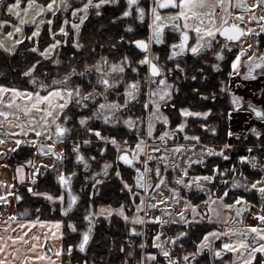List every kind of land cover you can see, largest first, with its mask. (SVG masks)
I'll list each match as a JSON object with an SVG mask.
<instances>
[{"label": "snow or ice", "instance_id": "snow-or-ice-1", "mask_svg": "<svg viewBox=\"0 0 264 264\" xmlns=\"http://www.w3.org/2000/svg\"><path fill=\"white\" fill-rule=\"evenodd\" d=\"M5 2L6 0H0V5ZM106 2L107 0H81L78 7L69 8L68 0H59V2L58 0H46V2L27 0L26 6L22 7V0H13V2L7 3L6 11L9 16H15L19 19V24H13L12 30L5 32L4 35L12 38L14 46L8 47L5 45L4 40L0 39V48H4L9 53L16 52L18 49L15 45H20L24 39L32 40L40 34V26L37 25L30 36H21L17 39L16 35L23 31L22 25L35 23L38 18L46 17L47 13H51L52 17H55L61 9L69 8L72 16L78 19V22H72V27L76 30V39L72 43L76 49L82 50L84 44L80 40L81 25L88 19L90 8L99 9ZM225 2L227 7H225ZM127 5L128 9L121 13L122 16H131V9L135 6L138 18L144 20L146 10L144 7L139 6L138 0H127ZM169 5H174L179 11H173L164 16L160 10ZM233 7L241 11H230ZM33 9H35L34 14L29 16L28 13ZM21 11L24 13V18L20 17ZM151 12L153 15L152 24L150 25L152 28L151 40L162 43L163 31L167 24L175 25L181 30V39L178 43L171 45L172 50L167 57L168 60L185 51H190L192 54L199 56L205 49L211 48L213 41L221 36L225 38L224 43L221 45V51H217L215 55L218 59L223 60V49H233V44L230 42H236L239 51L236 52L235 58L231 59V70L228 72L229 79L220 84L221 89L230 94L232 107H229L227 114L229 119H231L233 109H242L244 105V97L233 90L234 87L240 85L241 80H236L235 85L232 84V80L236 77L256 79L257 70H259V74L264 75V52L259 51V47L264 44V40L256 38L259 34L264 33V0H235V4H233V0H154ZM218 12L220 13L219 19L217 18ZM179 18H183L182 24L178 23ZM114 19L116 18L114 17ZM257 21L261 23L257 24ZM45 22L50 26L49 31L53 37V43L42 49L38 42L32 45L30 50L37 53L40 59L35 60L27 67L23 73L26 77L32 75L42 61L54 53L58 45L68 42V31L64 25L53 31L51 27L53 26V19H40V25L45 24ZM10 23V19L0 20V26H6ZM68 23L69 21L65 17L64 24ZM126 28L129 32L133 30L131 24L126 25ZM190 30L195 32V36L190 35ZM0 31H3L2 27H0ZM57 32L64 34L65 39H55ZM120 39L124 40L125 37L121 36ZM193 39L195 43H191ZM249 39H251V43L248 42ZM129 43L138 46L139 49L145 52L135 62L136 67H132V57L127 54L122 55L118 61L111 60L109 56L101 55L98 59H95L94 63L84 62L82 68L73 65L62 77H53L51 84L33 76L30 83L36 86L34 91L16 87L10 88L0 84V104L9 106V110L0 111V117H3V119H0V157H6L9 152H16L22 145H28L35 147L36 154L51 158L49 163L46 159H35L30 156L24 163L16 165V173L20 181H31L28 183V192L43 196L54 202L60 201V210L68 213L79 200V196L74 193L72 188V179L76 173L75 171H66L61 168V164L68 159L69 154L66 150V143L72 137L74 131L73 127L69 126V122L77 120L78 125L83 127L85 135L89 138L79 142L74 138L72 139L71 147L75 160L83 162L85 169L90 167V161L95 160L96 156L86 157L81 152V145L91 144L92 136L98 142L102 141L105 144V147L99 148L100 153L106 154L109 143L115 147L117 152L115 161L106 160L99 172L92 173L91 178H95L100 174L107 177L109 169L122 161L135 168L136 173L134 177L135 185L129 184L121 175L119 167H117L115 175L121 179L125 188L130 192H132L134 186L140 189H153V192H149L148 195L141 194L138 204L133 199L135 213L132 216H128L125 210L133 207V204H120L118 208L102 206V212L105 214L110 216L112 213H119L125 221H131L133 225H147L149 221L159 224L160 230L155 231L152 237L158 252H146L141 259L136 261V264H158V256L163 257L159 264H195L196 257L206 250L212 252L213 258L222 257L225 251L229 250L237 253L235 259L227 262V264H264V260L259 259V254H264V176L249 182L243 171H240L237 165L233 164L231 171L238 175L232 178L229 187H223L224 184H228L227 180L221 182L223 194H220L219 191L213 194L211 189L207 187V184L213 182L218 175L223 176L229 171V169L221 171L219 164L212 165L211 170L207 173L192 175L191 178H188L192 171L191 166L194 163L193 156L198 157L195 161L197 164L204 162L205 153L209 155L218 154L227 160L229 157L226 154V150L232 148L231 144L225 143L223 147L208 144L197 149V143L201 141V137L199 135H189L185 131V143H173L171 145L172 152L178 157H186L183 161H178L168 159L169 150L165 145L169 135L175 136L178 131L185 129L186 121L177 124L175 130H166L160 133L161 148L147 147L144 136H140L133 147L126 138L118 139L115 135H105L103 133V128L106 125H114L119 122L118 113L127 108L129 101L136 99L144 81L148 83L149 94V102L145 103L144 107H148L149 103L155 106L150 113L147 137L153 136L155 120H161L165 124L169 123L168 116L161 111V108L162 105L171 99L172 92L174 90L178 91V89L175 88L173 82L169 81L167 73L174 71V69L182 71L183 69H181L179 64L174 65V69H168L163 63H160V54L152 53L149 40L139 38L129 41ZM249 52H251V55H248ZM73 56H75V53H73ZM243 57H246V59H243ZM54 63L59 64L60 62L56 60ZM141 65L146 66L148 69L144 77L126 82L122 94L116 92L117 97L123 95L124 102L120 103L119 99H110V94L115 91L116 86L124 82L126 70L131 68L133 73L139 75V66ZM213 67L218 68L220 65L216 64ZM192 79L195 80L197 77L193 76ZM74 80H80L81 82L73 83ZM154 83L157 85L155 88L152 87ZM194 91L199 90L196 89ZM3 93H10L12 98L5 100ZM261 94L264 95V90L261 91ZM208 95H211V99H216L215 94L200 92L202 98H207ZM20 99H22L23 103H20ZM73 107L90 112V115L81 114L78 117L75 113L65 115ZM247 110L261 121H264V107L258 106L249 100L247 102ZM211 112V108L195 112L188 107L180 109V113L184 117L189 115L208 117ZM138 119L139 117L128 116L123 119V123L128 128L135 129L137 127L135 121ZM95 121L101 122L99 127L90 126ZM202 127L208 129L209 125L204 124ZM210 130L215 132L216 128L212 127ZM250 131H255L256 136L264 140V135L256 131L255 126ZM228 135L237 134L229 129ZM9 140L13 141V143L10 144ZM187 141H195L196 143H188ZM61 144H64L65 147H61ZM253 150V146L250 145L247 149L249 154L240 155L238 160L241 163H250L253 168L264 167L258 164L255 156L250 155ZM151 152L161 154L157 159L158 161L162 160L164 167L158 162L155 169H153L149 163L152 159L151 156L148 159H141L143 154ZM137 162L143 167H136ZM0 167H8V165L5 163L0 165ZM27 168L32 170L25 172ZM169 169L177 170L179 174L169 178L167 176ZM48 170L56 173V181L62 189H66L68 197L66 207L63 206L65 200L64 191H61L60 195H54L49 191L38 192L34 187L40 176ZM153 173L155 179H153ZM240 177H243V179H240ZM170 179L175 181V187L169 183ZM100 183H103V181L97 179L93 184V188L95 189L96 185ZM0 186L13 189V191L5 190L0 194V203L9 204L10 200L8 198L12 196H15L17 200H23V197L14 190L15 185L9 184L7 180L0 179ZM240 187L258 191L261 203L254 205L253 201L246 198V195L236 196L232 202H227L229 189ZM165 188L168 189L167 192L164 191ZM183 188H195L209 193V199L202 202L205 205L203 211H201L200 205L182 194ZM156 192L159 194H154ZM136 195V192H132L133 198ZM181 200H183L182 205ZM174 205H180L181 210L175 212L173 210ZM254 207H258L260 210L252 211ZM156 208L160 209V214L153 215L152 210ZM233 208L236 209L235 215L230 211ZM225 209L229 211L225 213L223 211ZM245 211H252V215L256 217L258 222L254 224L244 223L243 214ZM25 212H27V209H25ZM18 215L23 217L24 213H11L5 217L4 213L0 212V217L5 220V223L0 225V229L5 233L0 235V264H17V261L20 264H36V262L42 260H51L52 264H57L56 260H53L50 255L49 249L39 243L40 236L32 235L25 229L37 223L49 226L54 223L57 230H59L63 222L61 220L50 222L39 218L35 220L24 219L22 223L16 224V228L12 229V234L9 235L8 230ZM97 215H100V213L89 211L84 217L89 223L87 230L82 233V240L78 245L81 250L85 249V245L90 239L94 216ZM222 216L226 217L223 221H221ZM196 221L222 222L225 227L223 231L220 228H212L210 231H205L202 237L196 241L194 251L185 252L183 256L173 255L177 244L181 248L184 247L180 240L186 237L188 232L180 230L174 235L165 236L164 229L172 223L191 225ZM69 226L75 228L74 223L71 221H69ZM17 231H19V234H16ZM129 231L136 233L142 232L143 229L133 226ZM56 235V232L52 233L53 239L56 238ZM59 235L63 236L64 234L59 232ZM223 237H228L229 239H226L221 247H216L215 241ZM231 237H236V239H231ZM47 239L48 237L46 236L45 241ZM73 247L71 244L68 245L70 254ZM124 250V246L121 245V251ZM37 251H40V255L33 254ZM54 251L57 255L62 253L64 251L63 244ZM128 255L131 256L133 253L129 252ZM21 256H23V259H21ZM84 264H87V261ZM124 264H131V262L125 259ZM213 264H215L214 259Z\"/></svg>", "mask_w": 264, "mask_h": 264}, {"label": "flooded vegetation", "instance_id": "flooded-vegetation-1", "mask_svg": "<svg viewBox=\"0 0 264 264\" xmlns=\"http://www.w3.org/2000/svg\"><path fill=\"white\" fill-rule=\"evenodd\" d=\"M153 2L154 0H138L139 6L144 7L146 10L144 20L138 18L135 6L131 9V16L124 17L121 15L123 11L128 9L127 0H107L99 9L95 7L90 8L88 19L80 28V40L84 44V48L81 50L76 49L72 43V41L76 39V30L72 27V22H78V19L73 17L69 10L71 7H78L81 0H68L69 8L61 9L55 17H52L51 13H48L53 19V26H51L53 31L58 29L61 25L66 27L68 31V42L58 45L54 53L43 60L34 73L27 77L23 75L27 67L35 60L40 59L37 53L30 50L32 45L38 42L42 49L48 44L53 43V37L49 31L50 26L47 22L44 24L38 37L32 40H22L21 44L16 46L18 49L16 52L9 53L0 48V54H2L0 59L4 60V69L1 70L0 68V84H4L10 88L16 87L34 91L36 86L30 83L33 76L51 84L53 77H62L73 65L82 68L84 62L94 63L95 59H98L101 55L109 56L111 60L118 61L122 55L127 54L132 57V67H136L137 65L135 62L138 61L145 52L139 49L138 46L130 44L129 41H134L139 38L149 40L152 53L160 54V63H163L168 69H174V65L179 64L181 65V69H183V71L174 69V71L167 73L169 81L173 82L175 88L178 89V91L174 90L172 92L171 99L162 105L161 108V111L168 116L169 123L165 124L161 120H155L153 136L147 137L150 113L155 106L149 103L148 107H144L145 103L149 102L148 83L144 81L136 99L134 101H129L127 108L118 113L120 118L119 122L114 125H106L103 128V133L105 135H115L118 139L126 138L133 147L139 137L144 136L147 147L161 148V142L159 140L160 133L166 130H175L177 124L186 121L184 130L178 131L175 136L169 135L167 137V144L165 146L169 150V160L183 161L186 159V157H178L171 149L173 143H185V131H187L189 135H199L201 137V141L197 143V149L208 144L219 147H223L225 143L232 145V148L226 150V154L229 157L227 160L218 154L209 155L205 153L204 162L197 164L195 161L198 157L193 156L192 159L194 163L191 166L192 171L188 178H191L192 175L207 173L211 170L212 165L219 164L221 171L224 169H229V171L223 176L218 175L213 182L207 184V187L211 189L213 194H216L217 191L223 194V187H229L232 178L238 175L231 171L233 164H236L238 169L243 171L245 176L248 177L249 182L258 179L260 176H264V167L253 168L250 163H241L238 160L240 155L249 154L247 149L251 145L254 150L250 155L255 156L258 164L264 166V140L257 137L255 131H250V129L255 126L256 131L264 135V121H261L247 110V102L249 100L253 101L258 106L264 107V95L261 94V91L264 90V75L259 74V70H257L256 79L236 77L232 80L233 85H235L236 80H241L240 85L234 87L233 90L244 97V105L242 109H233L232 117L229 119L227 113L229 107H232L230 94L224 92L220 84L229 79L228 72L231 70V59H234L236 52L239 51L236 42H230L233 44V49H223V60L218 59L215 55L217 51H221V45L224 43L225 38L222 36L214 40L212 47L205 49L199 56L192 54L190 51H185L172 57L171 60H168L167 57L172 50L171 45L173 43H178L181 39V30L175 25L167 24L163 31V42L157 43L151 40L152 28L150 25L153 19L151 12ZM233 4H235V0H233ZM225 7H227L226 2ZM160 11L164 16H167L168 13L179 11V9L174 5H169L162 8ZM230 11L241 10L233 7ZM219 16L220 13L218 12V19ZM65 17H67L69 21L68 24H64ZM114 17L116 19H114ZM178 23L182 24L183 18H179ZM205 23H207V21H205ZM256 23L259 24L261 22L257 21ZM128 24H131L133 27L131 32L126 28ZM25 29L27 31H25L24 36H30L32 33L30 30H32V28L25 25ZM190 35L195 36V32L190 30ZM121 36H124L125 39L121 40ZM256 38L258 40H264V33L259 34ZM55 39L64 40L65 36L57 32ZM248 42L251 43V39H249ZM191 43H195V40H191ZM259 51L264 52V44L260 45ZM73 53H75V56H73ZM248 55H251V52H249ZM86 57L87 59L85 60ZM243 59H246V57H243ZM56 60H59L60 63H54ZM216 64H219L220 67H213V65ZM139 67V75L133 73L131 68L126 70L124 82L116 86L115 91L110 94V99H119L120 103L124 102L123 95L117 97L116 92L122 94L126 82L133 79H142L144 77L148 69L143 65ZM201 69H203V71H201ZM193 76H196L197 79L193 80ZM79 82L81 81H73V83ZM156 86L155 83L152 85L153 88ZM196 89L199 91H194ZM200 92L215 94L216 99H211V95H208L207 98H202ZM3 97L5 100L12 98L10 93H3ZM183 107L191 108L194 112L205 111L211 108L212 112L208 117H197L194 115L184 117L180 113V109ZM3 110H9V106L7 104H0V111ZM72 113H75L77 117L81 114L90 115V112L75 107L70 109L65 115H71ZM128 116L134 118L139 117V119L135 121L137 125L135 129H130L123 123V119ZM0 119H3V117H0ZM100 124V121H95L90 126L99 127ZM204 124H208L209 128L205 129L202 127ZM69 126L73 127L74 131L72 137H70L66 143V150L69 154L68 159L61 164V168L68 172L75 171L76 174L72 179V188L74 193L79 196V200L68 213H65L60 210V201L54 202L43 196L28 192V183L31 181L22 182L19 180L18 174L16 173V165L24 163L30 156L35 159H46L49 163L51 162V158L36 154L35 147L22 145L16 152H9L6 157H0V165H4L5 163L8 165V167H0V179L7 180L9 184L15 185L14 190L23 197V200H17L15 196H12L9 197V204L5 205L0 203V212H3L5 217L11 213H24L23 217L17 216L9 230L12 231V229L16 228V224L22 223L24 219L35 220L39 218L40 220L50 222L61 220L63 223L59 230H57L54 223L50 226L37 223L25 229V231L32 235L40 236L39 243L49 249L50 255L53 260H56L57 264H84L85 261H87V264H124L125 259H128L131 264H136V261L141 259L146 252H158L152 240L155 231L160 230L158 223L149 221L147 225H133L131 221H125L119 213H112L109 216L102 212V206L118 208L120 204H133V199H135V203L138 204L140 195H148L149 192H153V189H140L134 186L132 192H136L137 195L133 198L132 192L125 188L121 179L115 175L116 169L119 167L124 179L127 180L129 184L135 185V168L122 161L109 169L107 177L100 174L95 178H91L92 173L99 172L106 160L115 161L117 155L116 149L109 143L107 145L106 154L100 153L99 148L105 147V144L102 141L98 142L96 138L92 136L91 144L81 145V152H83L86 157L96 156L95 160L90 161V167L85 169L83 162H77L75 160L71 145L72 139L74 138L79 142L89 137L85 135V130L78 125L77 120L70 121ZM212 127L216 128L215 132L210 130ZM229 129L237 135L229 136ZM8 142L10 144L13 143L11 140ZM187 142L196 143L195 141ZM60 146L65 147L64 144ZM160 155V153L156 152L146 153L142 155L141 159H148V157L151 156L152 159L149 163L152 168L155 169L158 162L164 167L162 160L158 161L157 159ZM136 167H143V165L137 162ZM31 170V168H27L25 172ZM177 174H179L177 170L169 169L167 172L169 178ZM55 175L56 173L51 170L46 171L40 176L34 187L38 192L49 191L54 195H60L61 191H64L65 200L63 206L66 207L68 202L66 189L61 188L60 184L55 179ZM97 179L102 180L103 183L97 184L94 189L93 184ZM153 179H155L154 173ZM240 179H243V177H240ZM224 180H227L228 184H224L223 187H221V182ZM169 183H171L173 187L176 186L175 181L171 179ZM5 190L13 191V189L0 186V194ZM164 191L167 192L168 189L165 188ZM154 194L158 195L159 193L156 192ZM182 194L188 196L194 203L200 205L201 211H203L205 207L202 202L209 199L208 192L195 188H183ZM239 195H246V198L253 201L254 205H259L261 203L260 193L245 187L230 188L227 202H232V200ZM182 203L183 200H181V205ZM25 209H27V212H25ZM173 210L175 212L180 211V205H174ZM259 210L258 207L252 209V211ZM89 211L100 213V215L94 216L90 239L85 245V249L81 250L78 245L82 240V233L88 228L89 221H86L84 217ZM125 211L128 216H132L135 213V205L133 204V207L126 208ZM223 211L227 213L229 210L225 209ZM230 211L235 215V208ZM252 211H245L243 214L244 223L254 224L258 222L256 217L252 215ZM152 213L153 215L160 214V209L156 208L152 210ZM225 218L226 217L222 216L221 221ZM69 221L74 223L75 228L69 226ZM4 223V218L0 217V225ZM133 226L143 229V231L131 233L129 229ZM224 227L222 222L217 223L212 221H196L191 225L172 223L164 229V235H174L180 230L188 232V235L180 240V242L184 244V247L181 248L179 244H177L173 252V255L183 256L185 252L195 250L196 241L202 237L205 231H210L212 228H220L223 231ZM53 232L57 233L55 239L52 237ZM59 232H63L64 235L60 236ZM4 234V231L0 229V235ZM16 234H19V231H17ZM46 236L48 237L47 241H45ZM226 239L229 238L223 237L215 241V246L221 247ZM231 239H236V237H231ZM129 241H131V243H129ZM61 244H63L64 251L57 255L54 250L59 248ZM70 244L74 246L71 254L68 252V245ZM121 245L124 246V251H121ZM129 252H132L133 255L129 256ZM33 254L40 255V251ZM236 256L237 253H233L229 250L225 251L222 257L213 258L212 252L206 250L196 257L195 264H213V259L215 260V264H227V262L233 261ZM21 259H23V256H21ZM259 259L264 260V254H259ZM162 260L163 257L158 256V264L159 261ZM17 264H20V262L17 261ZM36 264H52V261L42 260L36 262Z\"/></svg>", "mask_w": 264, "mask_h": 264}, {"label": "rangeland", "instance_id": "rangeland-1", "mask_svg": "<svg viewBox=\"0 0 264 264\" xmlns=\"http://www.w3.org/2000/svg\"><path fill=\"white\" fill-rule=\"evenodd\" d=\"M11 2H13V0H6V2L2 6L0 5V8H1V11H0V20H6V19H10L11 20V23L10 24H8L6 26H0V27L3 28V31H0V39H3L5 45H7L8 47H13L14 46L13 45V41H12V38L6 37L4 35V33L7 32V31H11L13 24H19V19H17L15 16H9V14L6 11V5H7V3H11ZM40 2H46V0H40ZM58 2H59V0H58ZM26 4H27V0H25V1L22 0V7L26 6ZM34 11H35V9L31 10L28 13V15L29 16L33 15L34 14ZM1 13H2L3 16H1ZM20 17L21 18H24V13L22 11L20 13ZM46 18H51V16H49L48 13H47L46 14V17H40V18H38L35 23H27L25 25H28V26H30V28H32V30H30L31 32H33L35 30V28L37 27V25H39L40 26V31H41L42 28H43V26H44V24L43 25H40V19H45L46 20ZM25 25H22L23 31L21 33H19V34L16 35V38L17 39H19L21 36H24L25 31H27L25 29ZM16 46L17 45H15V47ZM1 49L4 50V51H6L4 48H1ZM20 103H23L22 99H20Z\"/></svg>", "mask_w": 264, "mask_h": 264}, {"label": "trees", "instance_id": "trees-1", "mask_svg": "<svg viewBox=\"0 0 264 264\" xmlns=\"http://www.w3.org/2000/svg\"><path fill=\"white\" fill-rule=\"evenodd\" d=\"M0 56L2 57V54H0ZM0 68H1V70L4 69V60L3 59H0Z\"/></svg>", "mask_w": 264, "mask_h": 264}, {"label": "crops", "instance_id": "crops-1", "mask_svg": "<svg viewBox=\"0 0 264 264\" xmlns=\"http://www.w3.org/2000/svg\"><path fill=\"white\" fill-rule=\"evenodd\" d=\"M2 5H3V4H2ZM2 5H1V6H2ZM0 11H1V8H0ZM2 13H3V12H2ZM2 13H1V16H3ZM8 199H9V198H8ZM12 228H14V227H12ZM8 234L11 235V234H12V231L9 230V233H8Z\"/></svg>", "mask_w": 264, "mask_h": 264}]
</instances>
